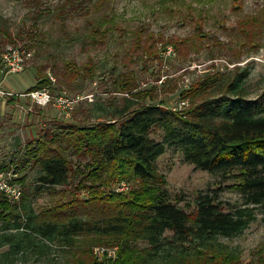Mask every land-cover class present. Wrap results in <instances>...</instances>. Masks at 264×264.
I'll use <instances>...</instances> for the list:
<instances>
[{
	"label": "trees",
	"instance_id": "16d2710c",
	"mask_svg": "<svg viewBox=\"0 0 264 264\" xmlns=\"http://www.w3.org/2000/svg\"><path fill=\"white\" fill-rule=\"evenodd\" d=\"M64 3L86 17L94 16L89 33L94 42H103L111 31L127 35L130 59L138 53L156 57L167 48L188 59L192 52L207 47L200 42L207 37L200 35L203 9L194 19L182 0L172 2L176 13L183 20L199 22V34L188 38H164L145 29L126 32L115 20L110 0ZM230 32L234 57L228 64H236L243 52L264 46V6L239 18ZM43 69H36L38 82L27 94L52 85ZM96 69L91 61L78 65L66 60L61 66L54 63L51 75L69 89L79 78H93ZM231 72L234 76L206 74L190 83L179 94L187 103L181 110L157 101L155 87L141 90L131 72L120 73L114 81L115 92L123 96L118 105L113 101L97 107L103 121L83 127L68 125L37 139V148L29 151L42 172L36 193L65 186L71 176L84 173L80 167L73 171L66 156L69 151L86 160L82 168L87 174L69 192L68 202H58L38 214L26 209L24 192L17 204L0 202V248L7 247L0 253V264H98L93 251L103 245L117 247L111 264H154L159 256L161 264H239L236 254L215 244L218 238L241 234L255 220V210L264 213V91L249 99L248 68L235 65ZM9 100L14 103L18 96ZM155 129L162 132L159 141L151 137ZM167 148L179 149L196 169L231 178L230 188L241 196L243 205L226 210L216 194H198L193 212L177 207L161 188L164 178L155 165ZM24 178L15 182L22 185ZM119 182L134 187L128 193L111 190ZM10 231L14 235H8ZM136 242H145L147 247L139 249Z\"/></svg>",
	"mask_w": 264,
	"mask_h": 264
},
{
	"label": "rangeland",
	"instance_id": "374dc122",
	"mask_svg": "<svg viewBox=\"0 0 264 264\" xmlns=\"http://www.w3.org/2000/svg\"><path fill=\"white\" fill-rule=\"evenodd\" d=\"M182 1L190 6L194 19L203 9L200 35H207L200 41L207 43V47L198 53L192 52L188 59L173 54L169 48L159 50L156 57L138 53L130 59L126 55L128 36L119 31H111L103 42H94L89 36L94 16L86 17L80 11L72 10L64 3L65 0H0V174L9 175L12 179L25 177L22 185H16L26 194V209L38 214L58 202L70 200L69 192H73L77 182L87 174V170L82 168L86 160L67 152L73 171L76 172L75 168L79 171L80 167L84 173L76 178L71 176L65 186L36 193L34 190L42 172L40 166L34 164L29 151L37 148V139L58 133L68 125L83 127L103 121L97 107L110 106L113 101L118 105L123 96L115 92L114 81L120 73L131 72L141 90L155 87L156 100H162L177 110L186 107V101L180 100L179 94L190 83L206 74L231 77L235 65L248 68L245 88L249 99L264 91V46L258 51L243 52L238 63L228 64L234 57L229 49L234 45L230 30L239 18L263 7L264 0ZM172 2L110 0V6L115 20L126 32L145 29L164 38H188L199 34L196 29L199 22L180 18ZM166 7L169 10H165ZM60 10L64 11L63 15L59 14ZM14 50L21 53L23 67L18 73H9L2 56L10 55ZM66 60H74L78 65L91 61L97 67L95 76L85 80L79 78L69 89L60 86L51 75V67L54 63L61 66ZM43 66L52 85L43 86L38 91L50 96L48 104L39 106L26 92L37 84L36 69ZM12 95L18 96L14 103L9 100ZM151 137L159 141L162 132L155 129ZM155 165L164 178L161 188L171 202L187 213L193 212L198 194H216L226 210L243 205L241 196L230 188L234 183L231 178L196 169L184 160L177 148H167ZM85 183L90 185V182ZM133 187L128 182H119L111 190L128 193ZM84 191L80 194L83 199ZM2 200L9 203L0 194V202ZM254 213L255 220L241 234L218 238L215 244L236 254L239 264H264V213L261 210ZM7 233L14 235L15 232ZM165 235L170 236L171 233ZM134 245L139 249L147 247L145 242ZM6 250L7 247H2L0 253ZM116 250L115 246L103 245L96 247L93 253L98 264H111L116 259ZM159 257L154 259V264L162 263Z\"/></svg>",
	"mask_w": 264,
	"mask_h": 264
},
{
	"label": "built area",
	"instance_id": "2783aa9c",
	"mask_svg": "<svg viewBox=\"0 0 264 264\" xmlns=\"http://www.w3.org/2000/svg\"><path fill=\"white\" fill-rule=\"evenodd\" d=\"M10 55H3L2 62L7 67L9 73H18L22 70L23 57L18 50L10 51ZM21 56V57H20ZM29 98L39 106H45L50 102V96L47 93L38 91L28 94ZM14 178V177H13ZM15 179L9 175L0 174V194L11 204L19 203L22 192L16 185Z\"/></svg>",
	"mask_w": 264,
	"mask_h": 264
}]
</instances>
